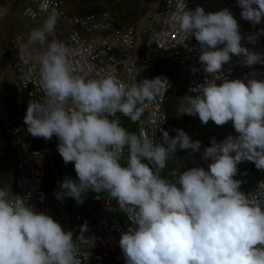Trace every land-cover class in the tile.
<instances>
[{
	"label": "clouds",
	"instance_id": "clouds-1",
	"mask_svg": "<svg viewBox=\"0 0 264 264\" xmlns=\"http://www.w3.org/2000/svg\"><path fill=\"white\" fill-rule=\"evenodd\" d=\"M237 3L243 19L264 23V0ZM169 4L167 22L182 34L185 47L195 37L200 65L211 77L191 88L177 111L198 116L203 124L231 122L238 133L211 140L202 153L211 161L207 169L197 165L162 175L178 150L198 153L202 142L183 129H173L175 137L160 129L163 143H156L148 129L128 131L116 114L139 120L167 78L127 83L113 71L92 74L65 42L49 40L55 12L21 45L22 58L34 45L40 48L34 60L43 92L42 99L29 102L24 123L33 137H57L59 155L74 162L78 181L66 177L55 193L58 200L82 203L89 191L106 193L131 221L119 240L125 264H264V180L245 192L244 181L236 179L244 161L264 171V80L223 73L233 55L251 67L264 65V53L242 45L240 25L228 8L206 12L199 5L190 10L187 0ZM258 34L264 35V28ZM257 39L247 37L251 44ZM86 232L87 222L74 238L28 197L0 187V264H81V247L93 244Z\"/></svg>",
	"mask_w": 264,
	"mask_h": 264
},
{
	"label": "built area",
	"instance_id": "built-area-1",
	"mask_svg": "<svg viewBox=\"0 0 264 264\" xmlns=\"http://www.w3.org/2000/svg\"><path fill=\"white\" fill-rule=\"evenodd\" d=\"M187 4L190 10L199 5L204 7L206 12L228 8L240 25L242 45L250 50L264 53V35L258 34L259 29L264 28V23L253 25L252 22L243 19L237 0H187ZM171 8L169 0H163L137 26L120 25L116 14L108 9L86 14L73 13L67 10L64 0H29L21 14L25 19L40 23L41 26L44 19L55 12L58 17L57 25L49 40L58 39L65 42L75 51L76 59L91 67L92 74L101 69L113 71L122 81L131 83L139 81L145 70L156 65L168 64L185 74L190 95L191 88L202 83L206 77L209 79L211 77L200 65L199 42L192 37L185 42L188 45L185 47L181 44L182 34L167 22ZM249 35L258 36L255 44L248 42ZM27 37L28 35L16 37L9 46V65L20 91V105L17 111L13 109L6 89L0 83V136L8 139L16 156L14 194L28 197L31 205L53 216L65 231H73L74 238L79 236L81 226L87 222L88 232L84 235L91 239L93 244L81 247L79 252L81 264H93L95 257H99L103 264H125L119 240L120 234L127 231L131 221L126 219L106 193L89 191L95 199L94 207L87 211H76L62 221L56 211L53 196L46 190V169L54 153L59 156L65 168L73 167L74 162L65 163L59 155L57 137L53 136L46 140L42 137H33L27 131V125L24 123L27 106L31 100L35 102L43 97L38 66L34 60V56L40 51L39 46L34 45L23 58L20 55L21 45ZM241 59L242 57L233 55L232 60L224 65L223 73L229 78L241 79L250 78L255 74L257 79L264 80V65L244 66L240 62ZM193 67L199 68L200 71L193 74L191 71ZM156 77L167 78L169 83L139 120L128 119L136 133L142 128L148 129L156 143H163L160 129L167 130L169 124L166 103L173 79L167 70L157 73L151 79ZM116 115L122 117L120 113ZM151 119L155 120V124L150 123ZM208 124L213 132L238 135L231 122L222 126L216 125L213 121H209ZM207 147L209 146L202 143L201 152L197 153L199 161L204 164L211 162L204 160L202 156ZM126 154L127 149H125ZM248 163L256 176V181L252 187H247L243 183L241 188L245 192L255 190L258 182L264 180V171L258 170L253 162L248 161Z\"/></svg>",
	"mask_w": 264,
	"mask_h": 264
},
{
	"label": "rangeland",
	"instance_id": "rangeland-1",
	"mask_svg": "<svg viewBox=\"0 0 264 264\" xmlns=\"http://www.w3.org/2000/svg\"><path fill=\"white\" fill-rule=\"evenodd\" d=\"M67 4L68 8L75 13L86 14L91 11H101V10H111L117 16L118 23L122 26H137L141 23L163 0H141L142 3L147 7V11L145 16L136 24H128L125 22V17H123L125 13L126 2L129 0H64ZM132 1V0H131ZM161 68L167 70L172 79V120H170L167 131L169 135L172 137L176 136V132L173 129H183L185 130L193 140H199L203 144L211 146V140L215 138L217 141L223 140L225 137L230 135L229 132H213L209 128V124H203L199 117L192 115H182L179 111H177L178 106L182 103L181 99H183L188 94L187 89V78L185 74L180 72L175 67L168 64H161ZM4 74V70L2 67L0 68V76L2 77ZM6 81V79H5ZM7 96L11 101L12 106L15 109L19 108L20 105V97L18 94V89L16 83L14 82V78H10L9 81L5 85ZM170 90V92H171ZM169 92V93H170ZM167 104V103H166ZM172 121V122H171ZM127 130L128 128L125 127ZM3 148L5 151L10 150L9 146L6 142L0 143V149ZM4 159H8L6 154L3 157ZM210 163V162H209ZM201 163L197 157V153H193L189 150H178L176 156H172L169 158V170L162 172L163 176L167 175V172L170 170H187V168L194 166H203L207 169L208 164ZM51 169L57 172V164L54 162V158H52L51 162L48 164ZM65 168V167H64ZM67 170L71 168H65ZM69 171L64 173V177H69ZM246 173V175H245ZM73 180L78 181V177L72 176L70 177ZM171 178V177H170ZM236 179H240L244 181L245 186L252 187L255 184L256 176L253 171L249 167L248 161H244L238 165V175ZM62 181L60 177L57 179L55 191L53 194V199L56 205V209L60 215L62 221L68 215L73 213L75 210H87L88 208H92L95 204V199L89 192L85 195L83 202L78 203L71 197L64 198V200H58L55 196L56 192L61 191Z\"/></svg>",
	"mask_w": 264,
	"mask_h": 264
},
{
	"label": "crops",
	"instance_id": "crops-1",
	"mask_svg": "<svg viewBox=\"0 0 264 264\" xmlns=\"http://www.w3.org/2000/svg\"><path fill=\"white\" fill-rule=\"evenodd\" d=\"M28 2L29 0H10L9 2H2L0 0V68L2 67V70H4L3 76L2 77L0 76V83L4 87L11 77L14 78V82L16 83L15 77L10 69L9 58H8L9 46L11 41L18 36L28 35L32 28L40 26V23L30 22L29 20L25 19L22 16L21 14L22 9ZM66 8L67 10L71 11L68 8L67 4H66ZM76 14H80V13H76ZM16 86L17 89L19 90L17 84ZM18 94L20 96V91H18ZM4 142L7 143L10 150L5 151L3 148L0 149V187L5 188L11 194V192L14 193L16 189L15 186L16 156H15V151L11 147L8 139L0 136V143L2 144ZM5 154L6 157H8V159L3 158ZM51 195L53 196L52 193ZM92 208H88L87 210H91ZM87 210L77 209L73 211V213L76 211H87ZM93 264H103V262L99 257H95Z\"/></svg>",
	"mask_w": 264,
	"mask_h": 264
},
{
	"label": "trees",
	"instance_id": "trees-1",
	"mask_svg": "<svg viewBox=\"0 0 264 264\" xmlns=\"http://www.w3.org/2000/svg\"><path fill=\"white\" fill-rule=\"evenodd\" d=\"M126 10L125 13L123 15V17H125V22L128 24H132V25H136L146 14L147 11V7L142 3L141 0H129L126 2V6H125ZM91 12H96V11H91ZM165 71V69L161 68V65H156L152 68H149L147 70H145L141 76L139 77V80H142L144 78H149L151 79L152 77H154L157 73ZM13 107V106H12ZM13 109L15 111H17V109H15L13 107ZM172 90L168 95V100H167V104H166V111L168 114V119L169 122L170 120H172ZM121 119V123L124 127L128 128V131L130 132H136L134 126L131 124V122L129 121V119L127 117H124L122 115ZM172 122V121H171ZM169 125V124H168ZM168 129V127H167ZM54 162L57 164V172L54 171L53 169L50 168V166H47L46 169V174H45V184H46V190L49 193H54L55 191V187H56V183H57V179L58 177H60V180L63 181L65 179L64 177V173L69 171V177H78L75 171L74 166L72 167V169L67 170L65 169L59 159V156L54 153ZM169 160H168V168L165 170H169ZM68 199V197H65ZM113 202V204L118 208L117 202L115 200H111Z\"/></svg>",
	"mask_w": 264,
	"mask_h": 264
}]
</instances>
